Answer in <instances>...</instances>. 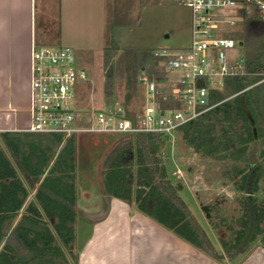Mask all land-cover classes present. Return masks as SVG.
I'll use <instances>...</instances> for the list:
<instances>
[{
	"label": "trees",
	"instance_id": "obj_1",
	"mask_svg": "<svg viewBox=\"0 0 264 264\" xmlns=\"http://www.w3.org/2000/svg\"><path fill=\"white\" fill-rule=\"evenodd\" d=\"M238 15L241 20L228 35L242 52V73L211 91V103L218 104L177 130L194 152L224 163V175L241 194L239 215L231 220L222 217L215 223L211 212L216 205H200L212 229L231 231L228 239L218 238L225 253L217 251L169 177V135L125 134L108 154L102 173L107 197L133 203L137 211L220 262L242 257L254 243L264 246V20L253 6H244ZM151 51L129 52L134 58L126 62L127 82L134 85L136 70L150 60L149 76L169 96L165 72ZM106 76L109 97L113 73ZM128 101L129 95L123 103L110 100L103 108L121 106L124 116L134 120L140 111L127 108ZM139 103L143 105L144 96ZM160 104L168 107L171 101L168 97ZM74 156V135L0 132V264H77Z\"/></svg>",
	"mask_w": 264,
	"mask_h": 264
},
{
	"label": "rangeland",
	"instance_id": "obj_2",
	"mask_svg": "<svg viewBox=\"0 0 264 264\" xmlns=\"http://www.w3.org/2000/svg\"><path fill=\"white\" fill-rule=\"evenodd\" d=\"M143 2V1H141ZM112 15L113 24L109 26L112 36L109 44L101 43L93 38L86 39L82 47L69 46L76 54L78 65L84 68L87 78L79 84L77 95L78 115L89 109L103 108L114 100L123 103L127 95V108L139 112L142 108L139 100L144 96L143 85L139 81L141 72L148 75L152 72L151 61H146L134 74V85H129L126 78V62L132 61L131 52L148 47H177V51L185 48L191 38V13L189 8L165 0H145L143 4L134 6L132 0H115ZM140 15L138 20L135 13ZM57 35V28L54 29ZM114 45L110 49L104 45ZM65 46L54 43L49 47ZM145 45V46H144ZM143 49V50H144ZM242 52L235 48L234 56L241 57ZM112 72L113 88L108 97L104 91L106 75ZM25 132V131H22ZM125 134L79 132L74 135V162H75V197H76V226L88 223L86 218L99 217L106 211V204L101 195L105 194L102 181L104 163L112 148ZM62 146V144H61ZM61 146L55 148L58 152ZM166 168L173 184L180 190L179 196L184 200L194 219L206 230L216 245L219 253H225L220 247L218 238L228 239L229 229L219 226L212 229L205 218L200 205H216L211 212V220L219 222L222 217L236 218L241 209V194L233 182L224 175V163L208 156L194 152L186 144L179 133H174L169 139ZM178 169L177 174L174 171ZM35 189L30 190L29 198L33 197ZM126 203V202H125ZM135 208L133 203H126ZM217 210V211H216ZM219 210V211H218ZM84 213V216L82 215ZM74 252L77 246L74 242ZM255 243L247 248L249 251ZM200 250V249H199ZM201 251V250H200Z\"/></svg>",
	"mask_w": 264,
	"mask_h": 264
},
{
	"label": "built area",
	"instance_id": "obj_3",
	"mask_svg": "<svg viewBox=\"0 0 264 264\" xmlns=\"http://www.w3.org/2000/svg\"><path fill=\"white\" fill-rule=\"evenodd\" d=\"M167 1L181 4L191 13L187 47L181 51L169 47L151 51L165 72L164 87L169 96L142 71L139 81L144 88V103L134 120L124 116L121 106L92 108L78 115V88L87 74L78 65L74 50L69 46L35 47L31 53L30 125L24 131L65 138L79 132H152L171 137L179 127L218 104L211 103V91L222 88L227 77L243 71L242 57L234 56L237 42L228 35L241 20L238 10L253 6L264 20V0ZM168 97L170 106L161 107L160 101Z\"/></svg>",
	"mask_w": 264,
	"mask_h": 264
},
{
	"label": "crops",
	"instance_id": "obj_4",
	"mask_svg": "<svg viewBox=\"0 0 264 264\" xmlns=\"http://www.w3.org/2000/svg\"><path fill=\"white\" fill-rule=\"evenodd\" d=\"M132 2L139 6L145 0ZM114 6L115 0H0V132H22L30 125L33 48L57 43L86 50L83 42L90 38L109 44ZM101 197L106 211L76 226L77 264H264L261 243L220 262L125 202Z\"/></svg>",
	"mask_w": 264,
	"mask_h": 264
},
{
	"label": "water",
	"instance_id": "obj_5",
	"mask_svg": "<svg viewBox=\"0 0 264 264\" xmlns=\"http://www.w3.org/2000/svg\"><path fill=\"white\" fill-rule=\"evenodd\" d=\"M240 100H241V104H242L243 109L245 110L246 114L249 116V112H248L247 107L244 105L243 98L241 97Z\"/></svg>",
	"mask_w": 264,
	"mask_h": 264
}]
</instances>
